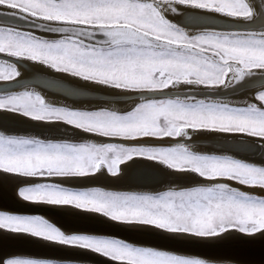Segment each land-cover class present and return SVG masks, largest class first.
Masks as SVG:
<instances>
[{
	"label": "snow or ice",
	"instance_id": "1",
	"mask_svg": "<svg viewBox=\"0 0 264 264\" xmlns=\"http://www.w3.org/2000/svg\"><path fill=\"white\" fill-rule=\"evenodd\" d=\"M169 13L185 20L174 22ZM4 18L19 23H0V81L19 84L26 62L68 78L48 86L71 101L57 106L40 92L0 87V119L63 125L71 138L0 129V173L22 185L20 199L75 208L186 246L230 233L264 235V90L243 106L216 91L264 89V0H0ZM238 20L258 27L216 28ZM85 92L110 99H74ZM195 134H211L235 150L196 151ZM166 140L173 143H155ZM249 151L262 162L239 158ZM135 159L157 162L191 183L156 193L70 186L100 174L116 177L120 165ZM0 233L87 254L77 257L87 264H212L182 248L66 234L40 214L0 212ZM65 258L0 250V264Z\"/></svg>",
	"mask_w": 264,
	"mask_h": 264
},
{
	"label": "bare ground",
	"instance_id": "2",
	"mask_svg": "<svg viewBox=\"0 0 264 264\" xmlns=\"http://www.w3.org/2000/svg\"><path fill=\"white\" fill-rule=\"evenodd\" d=\"M259 0H257V3ZM179 9L183 10V6L178 5ZM170 18L177 23H182L185 20V15L182 14H168ZM6 21V18L0 20V23ZM3 24V23H2ZM232 24H238V28L244 30L245 28H256L258 24H246L243 20L234 21ZM217 25L225 26L226 24L217 23ZM224 30V29H223ZM195 31V29H192ZM23 64V67L20 69L22 74V79L19 84H16L14 81H0V87L4 85L11 84L13 85L12 91H36L40 92L46 99V102L51 103L53 105L61 106L64 104H71V101H66L64 99V94L61 89L55 87H49V81L54 79H63L67 80L68 78L63 77L61 74H57L51 72L43 67L31 65L26 62H20ZM252 90H244L243 88L239 89L237 92L227 91L223 89H217L219 92V99L229 100L233 102H244L245 100H250L256 91L257 85H252ZM77 101L80 100H108L110 97L103 96L99 92H85L80 97L74 98ZM86 106V105H79ZM113 106H128V105H113ZM6 127L9 130L10 134H23V135H34L39 138H63V139H71L69 136L64 135L65 126L56 125H35L32 122L24 121L18 117H10L8 119H0V129ZM71 132V129L67 130ZM196 138L199 137H212L211 134H195ZM255 139V138H252ZM257 140V139H256ZM75 142V141H72ZM259 142V141H258ZM155 143H163L170 144L173 141H159ZM235 146V145H233ZM249 153H253L249 151ZM179 180H187L186 178L175 177L170 170L157 162L148 161L145 159H135L130 162H126L125 164L120 165V170L116 177H111L106 174H100L96 177L89 178L85 181H77L71 182L70 186H101L107 190H117V191H128V192H152L157 190L160 187L165 185L178 182ZM189 181V180H187ZM231 183V182H229ZM18 183L8 176L7 174L0 173V212H6L8 214H21L14 211H22L26 210L24 203H28L23 201L18 196ZM235 187H243L239 185H233ZM246 191H256L255 189H244ZM264 195V193H261ZM46 206V205H43ZM51 207V206H46ZM26 208V209H25ZM56 208V210L48 211L49 216L44 215L45 218L49 219L50 222L54 223L56 226L60 227L61 230L65 231L66 234H93V235H104V234H96L90 233L88 231L93 230L101 233H109L116 236H122L127 239L141 240L147 243H161L167 247H175L172 244H176L174 242H165L160 241L162 239L161 236L146 231L142 228L138 227H126L130 232L132 237L136 235L137 237H127L122 234H118L115 231L120 230L118 232L124 231L123 228L114 227V225L109 224L107 219L91 214L86 213L81 210L71 208V207H52ZM37 210V209H35ZM47 210V209H46ZM79 213V214H78ZM88 215V216H85ZM103 219V220H101ZM110 222V221H109ZM112 223V222H111ZM89 224V225H85ZM118 225V224H117ZM85 226H89L88 228ZM114 227V228H113ZM109 228V229H107ZM123 229V230H122ZM130 229V230H129ZM86 230V231H83ZM112 236V235H111ZM115 236V237H116ZM23 235L9 234L3 233L0 234V250L4 253H12V254H24L31 255L35 258H57V257H66V260H72L75 263L87 264V261H82L78 259V256H86L87 254H77L74 250H68L65 248H60L48 244H44L43 242H39L33 240L32 238H25ZM139 238V239H138ZM148 238V239H142ZM125 239V240H127ZM149 239H156L151 242ZM240 239H261V242H240ZM159 240V241H157ZM130 241V240H128ZM214 241H222V242H230L223 245H212L208 246L209 252L215 256H229L231 259H225L221 257H209L200 255L203 258H209L212 263L215 264H264V235H254L252 237L238 235L236 233H230L220 239ZM133 242V241H130ZM137 243V242H134ZM139 244V243H137ZM148 245L149 244H143ZM180 245V244H179ZM200 245V244H196ZM186 246V245H184ZM206 246V245H205ZM157 247V246H155ZM72 258V259H67ZM96 258V257H94ZM89 260L93 261L92 257H88ZM97 259V258H96ZM65 263V261H63ZM94 262V261H93ZM72 263V262H71Z\"/></svg>",
	"mask_w": 264,
	"mask_h": 264
},
{
	"label": "water",
	"instance_id": "3",
	"mask_svg": "<svg viewBox=\"0 0 264 264\" xmlns=\"http://www.w3.org/2000/svg\"><path fill=\"white\" fill-rule=\"evenodd\" d=\"M2 23L5 24V25H9V26H16L19 22H15V21H12L10 18H6V21H4ZM237 26H238V24L237 25L236 24L235 25L234 24H226L225 26L216 25V28L218 30H223V29L224 30H242L241 28H238ZM261 90H264V89H260L257 86L255 94L258 91H261ZM224 102L231 103L232 105H235V106H243V102H233V101L231 102L229 100H224ZM112 107L125 109V108H127L129 106H123V107L112 106ZM248 139H250L253 143H259L258 140H256V139H252V138H248ZM193 148H194V150L201 151V152H210L213 149H225V150L232 149V150H235V146H233V144L231 142L220 140V139H215V138H212V137H199V138H196L195 139V143L193 144ZM239 158H242V159H245L248 162H254V163H257V164H260L262 162L261 159L259 158V154L257 155V154H252V153H249V152L241 153ZM190 183L191 182L187 181V180H185V181L184 180H179L178 182L165 185V186L160 187L157 190H154V191H152L150 193H156V192L164 191V190H167L169 187H173V186H175L177 184H179V185H188ZM24 205L27 208V209L25 208L26 210L14 211V212H18V213H21V214H40V215H43V216L44 215L49 216V214H48L49 212L48 211L56 210V208L46 207V206H43V205H33V204H30V203H24ZM35 209H37V210H35ZM85 216H88V215H85ZM101 220H103V219H101ZM107 222L109 224H111V225H114V227L116 226V227L124 229V231H122V233L118 232L120 230H116L115 231L116 233L125 235L127 237H130V236L132 237L130 232L125 231V230H128L126 227L111 223L109 221H107ZM85 225H89V224H85ZM85 227L88 228L89 226H85ZM107 229H109V228H107ZM83 231H86V230H83ZM88 232L96 233V234H104V235L116 236V235H113V234L101 233V232H96V231H93V230H90ZM0 234H3V233H0ZM116 237H119V238H122V239H127V238H123L122 236H116ZM133 237L135 238L137 236L133 235ZM25 238H28V237H25ZM142 239H148V238H142ZM127 240H130V241H133V242H137L139 244H149L151 246H157V247H162V248H182L184 250L195 252V253H197L199 255H203V256L221 257V258L231 259L232 260V258H230L229 256H215V255L211 254L209 252V248H207L209 245L210 246H212V245H223V244H227V243H230V242L204 241V242H198V244H200V245H194V246H184V245H179V244H172L175 247H171V246L167 247V246H165V245H163L161 243H158V244H156V243H147V242H144V241H141V240H134V239H127ZM149 240H151V242H156V241H153V240H156V239H153V240L149 239ZM240 240H241L240 242L245 241V242H248V243H250V242H261L262 241L261 239H240ZM157 241H159V240H157ZM68 250H70V249H68ZM92 258H93L94 262L98 261V259H99L97 257H96L97 259L94 258V257H92ZM67 259H72V258H67Z\"/></svg>",
	"mask_w": 264,
	"mask_h": 264
},
{
	"label": "rangeland",
	"instance_id": "4",
	"mask_svg": "<svg viewBox=\"0 0 264 264\" xmlns=\"http://www.w3.org/2000/svg\"><path fill=\"white\" fill-rule=\"evenodd\" d=\"M64 261H65V263L63 262V264H80V263H78V262L75 263V262H76L75 260H74L75 262L72 261V260H71V261H70V260L68 261V260H66V259H64ZM71 262H72V263H71ZM81 264H82V263H81ZM212 264H215V263H212Z\"/></svg>",
	"mask_w": 264,
	"mask_h": 264
}]
</instances>
